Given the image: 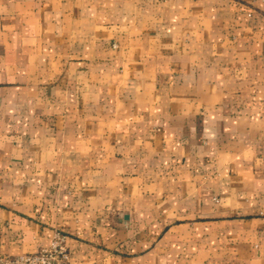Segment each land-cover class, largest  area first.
<instances>
[{"label":"crops","instance_id":"1","mask_svg":"<svg viewBox=\"0 0 264 264\" xmlns=\"http://www.w3.org/2000/svg\"><path fill=\"white\" fill-rule=\"evenodd\" d=\"M69 264H264V0H0V249Z\"/></svg>","mask_w":264,"mask_h":264},{"label":"built area","instance_id":"2","mask_svg":"<svg viewBox=\"0 0 264 264\" xmlns=\"http://www.w3.org/2000/svg\"><path fill=\"white\" fill-rule=\"evenodd\" d=\"M0 264H69L64 235L55 232L49 245L36 252L9 255L0 249Z\"/></svg>","mask_w":264,"mask_h":264}]
</instances>
